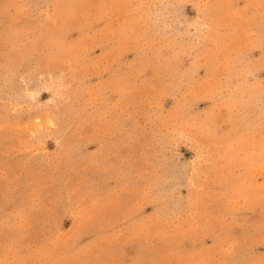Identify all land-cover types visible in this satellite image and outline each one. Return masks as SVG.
<instances>
[{"label": "rangeland", "instance_id": "rangeland-1", "mask_svg": "<svg viewBox=\"0 0 264 264\" xmlns=\"http://www.w3.org/2000/svg\"><path fill=\"white\" fill-rule=\"evenodd\" d=\"M0 264H264V0H0Z\"/></svg>", "mask_w": 264, "mask_h": 264}]
</instances>
